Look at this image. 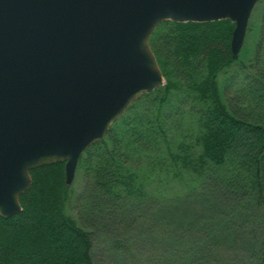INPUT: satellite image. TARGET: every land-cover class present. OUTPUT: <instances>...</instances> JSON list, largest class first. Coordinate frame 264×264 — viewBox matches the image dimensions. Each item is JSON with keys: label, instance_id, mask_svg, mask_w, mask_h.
<instances>
[{"label": "trees", "instance_id": "16d2710c", "mask_svg": "<svg viewBox=\"0 0 264 264\" xmlns=\"http://www.w3.org/2000/svg\"><path fill=\"white\" fill-rule=\"evenodd\" d=\"M234 28L159 24L165 84L82 153L76 216L65 162L30 171L22 210L0 215V264H264V0L250 54L233 56Z\"/></svg>", "mask_w": 264, "mask_h": 264}, {"label": "water", "instance_id": "95a60500", "mask_svg": "<svg viewBox=\"0 0 264 264\" xmlns=\"http://www.w3.org/2000/svg\"><path fill=\"white\" fill-rule=\"evenodd\" d=\"M259 0H0V215L22 210L30 171L79 158L141 95L165 84L160 23H235L240 53Z\"/></svg>", "mask_w": 264, "mask_h": 264}, {"label": "rangeland", "instance_id": "374dc122", "mask_svg": "<svg viewBox=\"0 0 264 264\" xmlns=\"http://www.w3.org/2000/svg\"><path fill=\"white\" fill-rule=\"evenodd\" d=\"M253 44H254V40H253L252 37H249V39L247 41H246V37H245L244 45H243L240 53H243V54L249 53L250 54L252 49H253L252 48ZM71 185H72V195H71L72 198H71V200H69V202L67 204V212L76 216V211H75V209L73 207L74 206V199L81 192L82 187H83L82 177L80 176V173H78L77 171H76V175H75L74 181L72 182ZM109 241L110 240L107 237H104V236L102 238H99V240H98L99 249L100 248L106 249L107 245L110 246V242ZM105 252H107V249L105 250ZM103 254L104 255H102L101 257L103 258V256H104V259L107 260V257L105 256L106 253H103Z\"/></svg>", "mask_w": 264, "mask_h": 264}]
</instances>
